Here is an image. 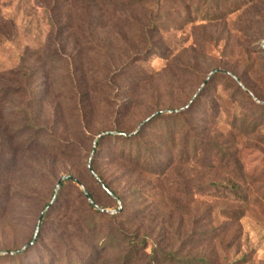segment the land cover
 <instances>
[{
	"label": "rangeland",
	"instance_id": "374dc122",
	"mask_svg": "<svg viewBox=\"0 0 264 264\" xmlns=\"http://www.w3.org/2000/svg\"><path fill=\"white\" fill-rule=\"evenodd\" d=\"M232 1L237 8L209 20L182 15L171 0H0V264L28 249L42 216L26 264L64 253L65 229L73 256L88 263L95 241L82 251L72 228L85 216V191L110 215L123 211L103 224L101 237L116 239L93 252L92 264H179L163 260L172 250L190 261L264 264V128L244 133L230 122L260 117L264 0ZM189 106L209 145L163 175L121 162L118 143L105 137L151 124L147 138L156 140L168 129L158 114ZM25 109L50 134L35 149L24 146L29 135L18 137ZM98 142L97 171L122 202H112L89 170ZM70 176L79 184L53 200ZM135 242L144 247L135 251Z\"/></svg>",
	"mask_w": 264,
	"mask_h": 264
},
{
	"label": "trees",
	"instance_id": "16d2710c",
	"mask_svg": "<svg viewBox=\"0 0 264 264\" xmlns=\"http://www.w3.org/2000/svg\"><path fill=\"white\" fill-rule=\"evenodd\" d=\"M173 4L182 6L183 9L181 11L182 15H188L189 12H195L200 13L203 18L209 19V20H215L216 18H221L223 16L221 12H230L234 10V8H237V6L234 5L232 0H171ZM220 1H223V3L220 5L218 4ZM219 6H221L219 9ZM235 6V7H234ZM221 10V11H219ZM237 77V76H236ZM235 79V78H234ZM236 82L240 85L242 82L239 77L235 79ZM5 92L7 94L12 93L11 89H6ZM240 95H243L244 97L250 98L248 93H239ZM257 100L258 98L255 97ZM254 106L260 111L259 115L260 117H256V115H234L231 119V127L232 129H238L244 133L249 132L250 130L252 132L257 131L259 129L264 128V102H262L260 99L257 100V103L254 102ZM192 107L189 106L185 109H181L179 111H170L169 113H163L160 112L158 116L156 117L155 121H160L161 123H165L168 125V129H165L164 131L161 130V134L157 139H160L158 141L154 138H147L149 131L148 126H141L136 133H126L125 131L118 130L113 133H106L105 137H110L112 139H115L118 143V147L120 148V152H118V158L121 162L126 163L133 168L137 169H144L148 171L150 174H153L154 172H158L157 174L163 175L169 168V166L175 164V163H186L190 159L196 160L198 152L203 149V146L206 144L209 145V143H204L201 140V136H203V129L202 127L195 126L196 118L193 116L192 113ZM25 114V120L23 121V126L18 129V137H24L28 136V140H30V143H24V146L27 148H37L39 147V139L42 136H49L50 134L47 131V129L39 127L36 122L35 118L32 116V114L28 113V111L25 109L23 111ZM209 121H207L210 125L208 129H212V126L214 123H216L215 118H209ZM154 120L150 123L155 122ZM205 122V123H207ZM11 139V137H10ZM99 142L95 146V155L94 158H91L89 161V170H93L94 174L93 177L97 180V182L101 185L102 189L104 190L105 194L108 196V198L112 202H122V197L119 195V193L111 188L109 184H107L104 176L100 175L96 168V154L99 149ZM216 144V143H215ZM42 146L47 147L49 146L48 143H43ZM214 152L216 154L220 153L222 154L223 150H219L218 144L214 147ZM180 153H179V152ZM204 151V150H203ZM169 152V153H167ZM179 153L181 157L177 155ZM192 153L194 156H192ZM226 153V151H224ZM117 156V155H116ZM192 156V157H191ZM92 173V172H91ZM71 177V176H70ZM74 178V177H73ZM75 180H66L63 182L61 190L64 189L69 183H76L79 184L78 180L74 178ZM103 185L106 187L104 189ZM95 204L98 207H95L89 203V201L86 198V195L84 193V197L87 200V210L85 208V216L80 219V225L79 226V220H76L72 224V228L74 231L78 230V232L81 234L82 237V251H85L88 244L91 243L93 240L95 241V245L93 250L88 254V260H90L88 263L85 260H80L79 258L76 259V256L74 257V248L75 245H72L70 239L72 231L70 230H63L62 235H66L67 237L63 240L62 238V249L66 252L61 254H53L49 258L50 264H70L69 262L72 261V264H92L90 262L96 261V255L93 252H96V250L105 249L109 247V244L116 239L115 233L110 235L102 236V232L104 231V223L108 219L114 220L116 218L121 217L123 215V211L116 215H110L109 213H105L103 210H107L104 207L99 206L97 201L95 200L93 194L90 191H87ZM111 192L112 195L109 193ZM59 194L57 196L54 195L53 200H58ZM51 205H48L46 207V210ZM67 206H64L61 202L58 204L56 209L59 211L64 210V208ZM50 208L49 210H51ZM45 216H42L39 220L37 229H39V233L36 236V233L34 235V238L32 240V245L26 250V251H17V252H8V255L5 257L7 261L10 264H26L25 259L23 257H27L25 255L26 253H30L40 242L41 239V231L43 229V226L45 225ZM71 226V225H70ZM67 227V225H65ZM76 229V230H75ZM74 234V233H73ZM119 234L122 236L124 235V231L119 229ZM36 237V239H35ZM67 241V243H66ZM144 247V243L135 242L132 245V248L135 251H139L140 248ZM159 253L156 254V256ZM163 260L167 263H179V264H211L210 262L206 260H188L181 256H179L178 252L175 250H172L171 252L162 255ZM131 257H127V261H130ZM153 263L157 262V258L153 257ZM94 261V262H95ZM43 264L45 263V257L43 260ZM155 264V263H154Z\"/></svg>",
	"mask_w": 264,
	"mask_h": 264
},
{
	"label": "water",
	"instance_id": "95a60500",
	"mask_svg": "<svg viewBox=\"0 0 264 264\" xmlns=\"http://www.w3.org/2000/svg\"><path fill=\"white\" fill-rule=\"evenodd\" d=\"M91 172H92V174H94V172H93V170H91ZM95 175V174H94ZM66 180H75L73 177H63L60 181H59V183H58V185H57V189H56V194H55V196H57L58 194H59V192H60V190H61V187H62V184H63V182L64 181H66ZM103 187H104V189H106V187L103 185ZM111 195H112V193L111 192H109ZM85 195H86V198H87V200L89 201V203L91 204V205H93V206H95V207H98L96 204H95V202L93 201V199L91 198V196H90V194L87 192V191H85ZM51 208V206L48 208V210ZM105 213H110V214H114L115 212H110V211H107V210H103ZM117 212H120V210L119 211H117ZM38 235V231H37V234H36V236ZM35 239H36V237H35ZM33 244V243H32ZM31 244V245H32ZM31 245H29L27 248H29Z\"/></svg>",
	"mask_w": 264,
	"mask_h": 264
}]
</instances>
